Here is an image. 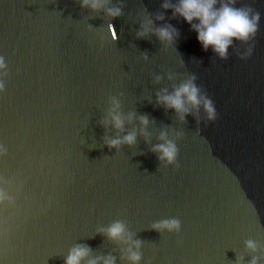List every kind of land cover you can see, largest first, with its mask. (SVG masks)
Returning a JSON list of instances; mask_svg holds the SVG:
<instances>
[{
	"label": "water",
	"instance_id": "1",
	"mask_svg": "<svg viewBox=\"0 0 264 264\" xmlns=\"http://www.w3.org/2000/svg\"><path fill=\"white\" fill-rule=\"evenodd\" d=\"M178 3L0 0V264H65L76 247L81 264H132L129 249L138 264H264V0H234L257 31L223 59ZM189 81L215 119L159 102ZM167 220L179 230L155 227Z\"/></svg>",
	"mask_w": 264,
	"mask_h": 264
},
{
	"label": "clouds",
	"instance_id": "2",
	"mask_svg": "<svg viewBox=\"0 0 264 264\" xmlns=\"http://www.w3.org/2000/svg\"><path fill=\"white\" fill-rule=\"evenodd\" d=\"M217 2L218 0H179L174 12L181 16L186 23L192 25L193 30L197 33V40L204 50L211 47L223 59L226 58L227 49L231 46L233 40L246 42L255 36L259 15H250L249 11L231 6L234 0L221 3L219 8L216 7ZM89 4H91L92 8H97L99 7V0H84V5L87 6ZM163 7L167 9L169 5L165 3ZM111 14L114 16L119 15V10H113ZM159 19H163V17H159ZM194 20L198 21V23L193 24ZM157 34L162 40L170 42L174 37L175 30L164 27L159 29ZM2 66V62H0V67ZM159 102L180 113L181 119H183V114L188 111L185 107L186 103L191 104L193 107H199L203 104L208 119H215V111L211 101L200 96L199 89L192 81L182 84L170 95L159 97ZM114 104L115 108L119 107L118 103L114 102ZM112 121L114 127L122 129L123 120L118 114L112 116ZM141 122L144 125L148 123L146 118H141ZM161 139H164L163 134ZM121 142L120 140H113L110 142L109 147H116ZM123 142L133 144L135 142V133L125 136ZM154 151H158L161 154V160H167L169 163H172L177 156V149L172 142L157 145ZM155 227L168 231H178L180 226L176 220H167ZM124 233L125 229L121 223H115L107 230V235L112 239H120ZM129 240H131V237H129ZM135 246L139 247V241L135 242ZM247 246L249 248L254 247L252 242H249ZM129 252V260L132 264H138L140 260L139 254L132 252L131 249H129ZM88 255L89 249L86 247L73 248L65 264H81ZM89 264H97V261H89ZM103 264H114V260L111 257L105 258ZM253 264H255V261H253Z\"/></svg>",
	"mask_w": 264,
	"mask_h": 264
}]
</instances>
